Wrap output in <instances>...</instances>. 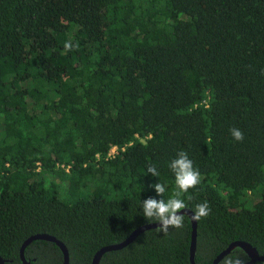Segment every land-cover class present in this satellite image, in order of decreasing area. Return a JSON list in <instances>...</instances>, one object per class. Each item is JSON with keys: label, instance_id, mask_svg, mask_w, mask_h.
<instances>
[{"label": "trees", "instance_id": "trees-1", "mask_svg": "<svg viewBox=\"0 0 264 264\" xmlns=\"http://www.w3.org/2000/svg\"><path fill=\"white\" fill-rule=\"evenodd\" d=\"M181 150L201 176L186 210L211 208L196 221L195 264L236 241L263 256L264 0H0L5 264H24L21 246L36 234L62 243L68 264H92L102 247L156 223L140 203L171 196ZM159 182L163 196L150 187ZM184 216L182 229L145 231L99 264H190ZM229 256L249 261L240 248ZM24 257L64 261L45 240Z\"/></svg>", "mask_w": 264, "mask_h": 264}, {"label": "clouds", "instance_id": "clouds-1", "mask_svg": "<svg viewBox=\"0 0 264 264\" xmlns=\"http://www.w3.org/2000/svg\"><path fill=\"white\" fill-rule=\"evenodd\" d=\"M72 48L73 45L70 42L64 44L65 52L72 50ZM230 134L237 142H242L244 139L243 132L236 127L230 129ZM169 168L174 175L175 183V189L171 196L167 200H157L149 197L140 203L143 217L146 220L157 222L159 232L163 234H167L170 228L182 229L184 227L185 216L182 210L187 209L188 205L183 197L190 189L195 188L201 180L199 170L194 168L193 162L183 150L177 153V157L170 162ZM146 173L151 174L153 177L159 176V172L153 165L147 167ZM150 187H153L157 195L161 196L164 195L166 190L165 185L160 182L154 186L150 185ZM210 212V205L206 201L198 203L191 219L199 221L206 218ZM223 264H242V261L239 257L229 256L225 257Z\"/></svg>", "mask_w": 264, "mask_h": 264}, {"label": "water", "instance_id": "water-1", "mask_svg": "<svg viewBox=\"0 0 264 264\" xmlns=\"http://www.w3.org/2000/svg\"><path fill=\"white\" fill-rule=\"evenodd\" d=\"M183 214L187 215L191 221L192 225V237H191V248H190V264H195L194 258H195V250H196V228H197V223L196 221H193L191 219L192 213L186 209L182 210ZM158 228V224L156 223H149L145 224L143 226L138 227L136 230H134L124 241L120 243H116L113 245L105 246L99 249L93 259H92V264H99L102 256L108 252L112 251H118L126 246H128L132 241H134L139 235L144 233L145 231L152 230ZM36 240H45L49 242L55 243L62 251L63 253V264H68L69 263V254L65 246L57 241L55 238L45 235V234H36L28 237L22 244L21 250H20V258L24 264H29L28 262L25 261L24 257V251L25 248L31 244L33 241ZM240 248L242 249L248 256L249 261L246 262L245 264H255L257 262L264 263V255L260 256L257 251L251 247V245L245 243V242H240L236 241L231 243L226 249H224L220 254L216 256V258L213 260L211 264H219L226 256H228L234 249ZM0 264H5L4 261L0 259Z\"/></svg>", "mask_w": 264, "mask_h": 264}, {"label": "rangeland", "instance_id": "rangeland-1", "mask_svg": "<svg viewBox=\"0 0 264 264\" xmlns=\"http://www.w3.org/2000/svg\"><path fill=\"white\" fill-rule=\"evenodd\" d=\"M59 197H60V199H62L63 201H68L69 199L67 198L68 196H67V194H66V191L65 190H63V191H59ZM248 199H249V201H247V202H254L255 201V197H248Z\"/></svg>", "mask_w": 264, "mask_h": 264}, {"label": "built area", "instance_id": "built-area-1", "mask_svg": "<svg viewBox=\"0 0 264 264\" xmlns=\"http://www.w3.org/2000/svg\"><path fill=\"white\" fill-rule=\"evenodd\" d=\"M116 151H117L116 146H113V147L110 149V151H109V153H108V156H109V157H113L114 154L116 153Z\"/></svg>", "mask_w": 264, "mask_h": 264}]
</instances>
